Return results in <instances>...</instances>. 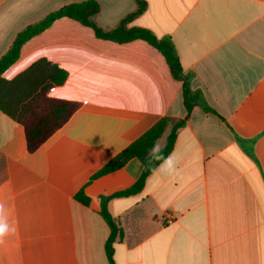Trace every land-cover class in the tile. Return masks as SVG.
I'll list each match as a JSON object with an SVG mask.
<instances>
[{
  "label": "crops",
  "instance_id": "1",
  "mask_svg": "<svg viewBox=\"0 0 264 264\" xmlns=\"http://www.w3.org/2000/svg\"><path fill=\"white\" fill-rule=\"evenodd\" d=\"M86 1L0 0V58L28 26ZM94 1L105 32L138 9L136 0ZM144 1L128 28L171 39L192 89L215 113L196 106L142 192L108 202L124 235L115 263L264 264V0ZM41 59L68 73L48 96L80 108L33 153L23 126L0 111V224L8 229L0 264H109L102 198L132 187L144 166L133 158L92 178L168 118L155 149L166 146L188 116L183 84L147 42L99 39L68 18L27 42L5 79ZM81 191L88 206L75 198Z\"/></svg>",
  "mask_w": 264,
  "mask_h": 264
},
{
  "label": "trees",
  "instance_id": "2",
  "mask_svg": "<svg viewBox=\"0 0 264 264\" xmlns=\"http://www.w3.org/2000/svg\"><path fill=\"white\" fill-rule=\"evenodd\" d=\"M136 1L138 4L137 11L109 32H105L94 21L100 12V5L96 1L90 0L62 7L20 32L10 50L0 58V111L23 126L27 149L31 153L39 149L53 134L61 129L71 116L79 110L80 104L53 99L48 96L52 89L62 86L67 81L68 73L46 59L39 60L14 80L5 79L4 74L19 60L22 49L27 42L45 32L60 19H72L89 27L99 39L115 43H129L135 40L147 42L165 57L173 78L183 84L184 105L188 116L185 120L173 124L172 133L168 137L166 146L156 151V156L159 158H155L153 149L172 123V120L168 118L160 120L92 178L95 180L113 173L133 158L139 159L144 166L142 176L132 187L102 198L101 215L111 229V235L106 244V256L109 264H116L114 243L118 239L122 240L124 235L122 229L119 228L109 213L108 202L112 198L133 196L142 192L148 178L173 151L177 130L186 124L196 106H200L205 112L215 113L205 101L202 93L192 89V76L184 74L171 39H159L146 28H128V24L147 9V3L144 0ZM75 198L84 206L89 205L90 200L84 195V192L81 191Z\"/></svg>",
  "mask_w": 264,
  "mask_h": 264
},
{
  "label": "clouds",
  "instance_id": "3",
  "mask_svg": "<svg viewBox=\"0 0 264 264\" xmlns=\"http://www.w3.org/2000/svg\"><path fill=\"white\" fill-rule=\"evenodd\" d=\"M153 155L155 156V158H159V156H156V149L154 148L153 149ZM175 160L172 158V157H169L168 160H167V169H166V172L168 174H170L171 172H173L175 170ZM3 212V205L0 204V213ZM7 227L6 226H3V230L0 231V244L4 243V238L5 236L7 235Z\"/></svg>",
  "mask_w": 264,
  "mask_h": 264
},
{
  "label": "snow or ice",
  "instance_id": "4",
  "mask_svg": "<svg viewBox=\"0 0 264 264\" xmlns=\"http://www.w3.org/2000/svg\"><path fill=\"white\" fill-rule=\"evenodd\" d=\"M3 230V225L2 224H0V231H2Z\"/></svg>",
  "mask_w": 264,
  "mask_h": 264
},
{
  "label": "rangeland",
  "instance_id": "5",
  "mask_svg": "<svg viewBox=\"0 0 264 264\" xmlns=\"http://www.w3.org/2000/svg\"><path fill=\"white\" fill-rule=\"evenodd\" d=\"M160 144L159 145H162L163 146V140L161 142H159Z\"/></svg>",
  "mask_w": 264,
  "mask_h": 264
}]
</instances>
